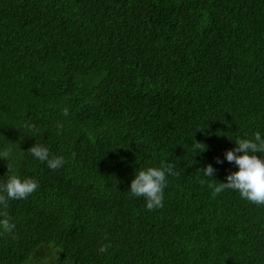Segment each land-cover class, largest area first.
I'll return each mask as SVG.
<instances>
[{
  "label": "trees",
  "instance_id": "trees-1",
  "mask_svg": "<svg viewBox=\"0 0 264 264\" xmlns=\"http://www.w3.org/2000/svg\"><path fill=\"white\" fill-rule=\"evenodd\" d=\"M257 132L264 0H0V183L10 162L39 184L7 202L0 264H264V206L214 191ZM162 162L176 175L148 211L130 185Z\"/></svg>",
  "mask_w": 264,
  "mask_h": 264
},
{
  "label": "clouds",
  "instance_id": "clouds-1",
  "mask_svg": "<svg viewBox=\"0 0 264 264\" xmlns=\"http://www.w3.org/2000/svg\"><path fill=\"white\" fill-rule=\"evenodd\" d=\"M64 116L69 115L67 107L62 109ZM35 129V125H27ZM58 124V128H62ZM59 134V133H58ZM235 148L224 153L225 160L234 164L238 171L231 172L226 176V183H219L214 187L216 194L223 191H237L241 199L247 202L264 206V159L258 156V153H264V138L259 132L254 134V139H237ZM204 146L196 143V147ZM27 152L42 163H46L51 170L62 168L67 161L62 156H51L49 149L39 143L30 147ZM74 156V154H73ZM12 157V148L8 147L0 150V160L10 161ZM217 163H223L219 158ZM174 165L163 163L159 168L148 167L135 174V178L130 185L129 193L132 197H143L146 201V210L153 211L163 206V192L167 184V175H176L173 171ZM8 179L0 183V234L11 233L15 229V224L11 222L6 209L9 200H23L33 194L39 187L36 180L32 178L21 179L9 162L7 163ZM216 169L211 164L204 169L206 177H213ZM202 184L204 180L200 181ZM211 187V185H210ZM107 239V237H105ZM51 247V246H50ZM112 247L110 243L102 244L98 252L106 253ZM52 255L58 260L59 250L52 249ZM48 257H45L42 264H47Z\"/></svg>",
  "mask_w": 264,
  "mask_h": 264
}]
</instances>
